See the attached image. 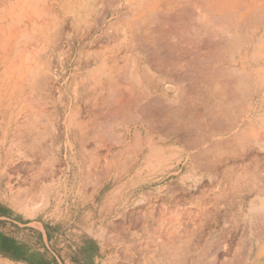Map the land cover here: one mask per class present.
<instances>
[{"label":"rangeland","instance_id":"rangeland-1","mask_svg":"<svg viewBox=\"0 0 264 264\" xmlns=\"http://www.w3.org/2000/svg\"><path fill=\"white\" fill-rule=\"evenodd\" d=\"M88 1L0 0V264H246L264 233V95L242 90L217 29L197 28L202 0ZM151 147L182 161L167 173Z\"/></svg>","mask_w":264,"mask_h":264},{"label":"bare ground","instance_id":"bare-ground-1","mask_svg":"<svg viewBox=\"0 0 264 264\" xmlns=\"http://www.w3.org/2000/svg\"><path fill=\"white\" fill-rule=\"evenodd\" d=\"M80 1V0H79ZM93 1V0H92ZM92 1H91V4H93L92 3ZM144 2V1H143ZM193 2H194V0H193ZM80 3V2H79ZM87 3H89V1L87 2ZM137 3V2H136ZM138 3H139V1H138ZM90 4V3H89ZM88 4V5H89ZM90 4V5H91ZM127 4V3H126ZM90 5H89V8H90ZM94 5H96V3L94 4ZM148 5V4H147ZM158 5H160V3L158 4ZM185 5H187V4H185ZM156 6V5H155ZM180 6V5H179ZM184 6V5H183ZM95 7V6H94ZM154 7V6H153ZM174 7H178V6H174ZM186 7V6H185ZM138 8H139V6H138ZM152 8V7H151ZM184 8V7H183ZM182 8V9H183ZM81 9V8H80ZM85 9V8H84ZM131 9V8H130ZM132 9H134V8H132ZM90 10H91V8H90ZM149 10V9H148ZM154 10V9H153ZM152 10V11H153ZM188 10H191L192 12H194V13H192L191 11H188L189 13H192L194 16H196L197 17V20H198V24H196V25H199V26H197V28L198 27H200V28H204L205 30L207 29L209 32H211V31H213V28L214 29H217V31H215L216 33L214 34V35H211V38H214V39H212V42L214 41V45H217V46H227L228 48H229V51H230V56H228L227 57V59H226V61H227V63H229V64H231V65H233V73L235 72L236 74L238 73L240 76H241V78H240V85H241V83H242V90H243V88L245 89V90H247V93H249V95H264V70H261V68L260 67H264V0H202L199 4H197V5H194V6H192L191 8H188ZM84 11V10H83ZM88 11V10H87ZM128 11V10H127ZM82 12V11H81ZM148 12V11H147ZM147 12H145V13H147ZM182 12H184V11H182ZM155 13V12H154ZM169 13H170V11H169ZM75 14V13H74ZM148 14V13H147ZM76 15V14H75ZM132 15V14H131ZM143 15V14H142ZM152 15H154V14H152ZM170 15V14H169ZM199 15H201V17H199ZM149 16H150V14H149ZM174 16H176V15H174ZM76 17V16H75ZM142 17V16H141ZM140 17V18H141ZM155 17V16H154ZM157 17V16H156ZM166 17H169V19H171L170 17L171 16H166ZM177 17V16H176ZM178 17H180V16H178ZM183 17V16H182ZM195 17V18H196ZM148 18V17H147ZM153 18V17H152ZM175 18V17H174ZM174 18H172L173 19V21L175 20ZM89 19V18H88ZM132 19V18H131ZM151 19V18H150ZM182 19H184V18H182ZM78 19H76V21H77ZM133 20V19H132ZM166 20V19H165ZM193 20V19H192ZM80 21V20H79ZM166 21H168V20H166ZM172 20H170V23H172L171 22ZM178 21V20H177ZM177 21H176V23H177ZM181 21V20H180ZM193 21H195V20H193ZM81 22V21H80ZM79 22V23H80ZM138 22V21H137ZM136 21H135V23H137ZM154 22V21H153ZM160 22V21H159ZM197 22V21H196ZM85 23H87V22H85ZM84 23V24H85ZM168 23V22H167ZM186 23V22H185ZM185 23H184V25H185ZM77 24V23H76ZM174 24H175V22H174ZM187 24V23H186ZM172 25V24H171ZM183 25V26H184ZM84 27V26H83ZM162 27H164V26H162ZM171 27V26H170ZM169 27V29H171ZM176 28H174V29H171V30H177L178 29V27H179V25L177 26H175ZM193 27V26H192ZM192 27H190V28H192ZM76 28V27H75ZM80 28V27H79ZM194 29V31L196 30V28L195 27H193ZM149 30V29H148ZM171 30L169 31V32H171ZM198 30V29H197ZM138 31H140V30H138ZM165 31V30H164ZM182 31H185L186 32V29L185 30H182ZM181 30L179 31V32H182ZM82 32V31H81ZM87 32V31H86ZM121 32V31H120ZM130 32V31H129ZM201 32V31H200ZM203 32V31H202ZM135 33V32H134ZM133 33V34H134ZM153 33H155V32H153ZM158 33V32H157ZM168 32H166V34H167ZM191 33V32H190ZM193 33V32H192ZM195 33V32H194ZM206 33V32H205ZM205 33H203V34H205ZM87 34V33H86ZM132 34V35H133ZM136 34V33H135ZM142 34V33H141ZM145 34V33H144ZM162 34H164V33H162ZM165 34V35H166ZM168 34H170V33H168ZM171 34H173V33H171ZM170 34V36H173V35H171ZM195 34H197V32L195 33ZM75 35H77V34H75ZM84 35H85V33H84ZM143 35V34H142ZM141 35V36H142ZM152 35V34H151ZM155 35V34H154ZM154 35H153V37H154ZM158 35H160V34H157V36ZM164 35V36H165ZM189 35V34H188ZM156 36V35H155ZM161 36V38H162V35H160ZM166 36H168V35H166ZM165 36V37H166ZM182 36V35H181ZM180 36V37H181ZM192 36V35H191ZM201 36V35H200ZM210 36V35H209ZM209 36H207V37H209ZM130 37V36H129ZM135 37V36H134ZM179 37V38H180ZM184 37V36H183ZM182 37V38H183ZM207 37H206V39L205 40H207ZM143 38V37H142ZM142 38H140V39H142ZM169 38V37H168ZM139 39V38H138ZM166 39V38H165ZM176 39V38H175ZM185 39V38H184ZM195 39V38H194ZM197 39V38H196ZM203 39V38H202ZM80 40V39H79ZM125 40V39H124ZM183 40V39H182ZM204 40V39H203ZM140 41V40H139ZM163 41V40H162ZM162 41H159V42H162ZM165 41V40H164ZM197 41V40H196ZM207 41H209V40H207ZM125 42H126V40H125ZM129 42V41H128ZM131 42V41H130ZM159 42H157V44H156V47H157V45H158V43ZM168 42V41H167ZM166 42V43H167ZM187 42H190L189 40H187ZM200 42V41H199ZM203 43H205L204 41H202ZM173 43V42H172ZM171 43V44H172ZM186 43V42H185ZM192 43V42H191ZM191 43H190V45H191ZM203 43H201L200 42V44H203ZM97 44V43H96ZM136 44V43H135ZM134 44V45H135ZM163 44V43H162ZM162 44L160 43V46H162ZM210 45H211V43H209ZM122 45H123V43H122ZM121 45V46H122ZM133 45V44H132ZM140 45V44H139ZM163 45H165V44H163ZM170 45V44H169ZM181 45V44H180ZM117 46V45H116ZM141 46V45H140ZM143 46V45H142ZM141 46V47H142ZM177 46V45H176ZM115 47V46H114ZM149 47V46H148ZM169 47V46H168ZM188 47V46H187ZM186 47V48H187ZM95 48V47H94ZM143 48H147L146 46L145 47H143ZM162 48V47H161ZM164 48V47H163ZM179 48H180V46H179ZM186 48H184V49H186ZM189 48V47H188ZM187 48V49H188ZM201 48V47H200ZM137 49V48H136ZM148 49V48H147ZM150 49H152V48H150ZM154 49V48H153ZM156 49V48H155ZM155 49H154V51H155ZM167 49V48H166ZM178 49V48H177ZM183 49V50H184ZM100 50V49H99ZM142 50V49H141ZM146 51H148L149 52V50H146ZM146 51H144V53L146 52ZM182 51V50H181ZM109 52H111V51H109ZM122 52V51H121ZM141 52V51H140ZM139 52V53H140ZM179 52V51H178ZM188 52H190L191 53V51H188ZM143 53V52H142ZM185 53V52H184ZM187 53V52H186ZM185 53V54H186ZM117 54V53H116ZM120 54H122V53H120ZM176 54V53H175ZM140 55V54H139ZM148 55V54H147ZM146 55V56H147ZM151 55H155V54H151ZM187 55V54H186ZM211 55V54H210ZM109 56V55H108ZM107 56V57H108ZM159 56V55H158ZM189 57V56H188ZM199 57V56H198ZM214 57H215V55H214ZM213 57V58H214ZM112 58V57H111ZM154 58V57H153ZM156 58V57H155ZM209 58V57H208ZM212 58V59H213ZM215 58H217V56L215 57ZM220 58V57H219ZM104 59H105V57H104ZM145 59V58H144ZM211 58L210 59H206L208 62H210L211 60H212ZM112 60V59H111ZM116 60V59H115ZM203 61V64H204V62H207V61ZM210 60V61H209ZM215 60V59H214ZM213 60V61H214ZM105 61V60H104ZM113 61V60H112ZM130 61V60H129ZM137 61V60H136ZM144 61V60H143ZM147 61V60H146ZM145 61V64L146 63H150V61H147L146 62ZM153 62H154V60H152ZM151 61V63H153ZM171 61V60H170ZM216 61V60H215ZM114 62V61H113ZM139 62V61H138ZM158 61H156V64L158 65V63L160 64V61L157 63ZM217 62V61H216ZM109 63V62H108ZM143 63L144 62H141V65H143ZM167 63V62H166ZM165 63V64H166ZM156 64H154V66H156ZM197 66H201L202 67V65H201V63H199V65H198V63H195ZM137 65V64H136ZM135 65V66H136ZM139 65V64H138ZM151 65V64H150ZM149 65V66H150ZM161 65V64H160ZM175 65H177V64H175ZM144 66V65H143ZM146 66V65H145ZM152 66L153 65H151L150 67V69H153L152 68ZM162 66V65H161ZM161 66H158V68L159 67H161ZM171 66V65H170ZM178 66H180L179 65V63H178ZM196 66V67H197ZM199 66V67H200ZM98 67H99V65H98ZM163 68L165 67L164 66V64H163V66H162ZM195 67V68H196ZM137 68V67H136ZM157 67H155V69H156ZM180 68V67H179ZM192 68V67H191ZM195 68H194V70H195ZM217 68V67H216ZM218 68H220L219 66H218ZM97 69H99L98 70V72L99 73H104V72H107V70L109 69H111V67L110 66H108V65H106V64H104L102 67L100 66L99 68H97ZM96 69V70H97ZM114 69H115V67H114ZM128 69V68H127ZM155 69H153V70H155ZM173 69H174V67H173ZM197 69H199L198 67L196 68V71H197ZM221 69V68H220ZM225 69H227V68H225ZM224 69V70H225ZM136 70V69H135ZM161 70H162V68H161ZM161 70L160 69H158V72L160 73L161 72ZM165 70H169V69H165ZM175 70H176V68H175ZM184 70V69H183ZM186 70V69H185ZM214 72L216 71V72H218V70L217 69H212ZM228 71H230V72H232L231 71V68H230V70L229 69H227ZM147 71H148V69H147ZM163 71V70H162ZM180 71H181V69H180ZM189 71H190V68H189V70H186V72H184V73H186V74H188L189 75ZM201 71V70H200ZM94 72V71H93ZM121 72V71H120ZM119 72V73H120ZM128 72V71H127ZM165 72V71H164ZM164 72H161V73H164ZM175 72H177V71H175ZM178 72H179V69H178ZM201 72H203V70L201 71ZM221 72H223V70H221ZM220 71H219V73H221ZM225 72V71H224ZM223 72V73H224ZM96 73V72H95ZM98 73V74H99ZM108 73V72H107ZM123 73V72H122ZM91 74V73H90ZM93 74V73H92ZM109 74V73H108ZM133 74V73H132ZM165 74H167L166 72H165ZM165 74L163 75V76H165ZM168 74H169V71H168ZM179 74H181L180 72H179ZM202 73H200V75H201ZM228 74V73H227ZM103 75H105V74H103ZM134 75V74H133ZM153 75V74H152ZM154 75H155V73H154ZM159 75V74H158ZM162 75V74H161ZM170 75V74H169ZM168 75V77H169V79L171 78L170 76ZM177 75V74H176ZM95 76V75H94ZM106 76V75H105ZM117 76V75H116ZM143 76V75H142ZM160 76V75H159ZM174 76V75H173ZM202 76V75H201ZM109 77V76H108ZM115 77V76H114ZM135 77V76H134ZM146 77H148V76H146ZM155 77V76H154ZM158 77V76H157ZM161 77V76H160ZM168 77H166V79H168ZM176 77V79H177V76H175ZM189 77V76H188ZM188 77H186V78H188ZM93 78V77H92ZM95 78H97V77H95ZM102 78V80H103V82H104V84H106L107 82H108V80H106V79H103V77H101ZM105 78V77H104ZM111 78V77H110ZM118 78V77H117ZM133 78V77H132ZM144 78V77H143ZM174 78V77H173ZM172 78V79H173ZM184 78V77H183ZM183 78H182V80H183ZM201 78V77H200ZM232 78H234V77H232ZM94 79V78H93ZM109 79V78H108ZM131 79V78H130ZM136 79H137V77H136ZM149 79V78H148ZM153 79V78H152ZM159 79V78H158ZM168 79V80H169ZM171 79V80H172ZM178 79H180L179 77H178ZM177 79V81L179 82V80ZM95 80V79H94ZM144 80H145V78H144ZM163 80V79H162ZM165 80V79H164ZM239 80V79H238ZM237 80V81H238ZM95 81H98V79L97 80H95ZM101 81V80H100ZM158 81V80H157ZM174 81H176V80H174ZM176 81V82H177ZM181 81V80H180ZM231 81V80H230ZM175 82V83H176ZM177 82V83H178ZM99 83V82H98ZM121 83V82H120ZM120 83H118V84H120ZM146 83V82H145ZM180 83V82H179ZM178 83V84H179ZM196 83V82H195ZM197 83H198V81H197ZM196 83V84H197ZM133 84V83H132ZM153 84V83H152ZM160 84V83H159ZM171 84V83H170ZM223 85H222V87H224L225 88V85L227 84V83H222ZM97 85V84H96ZM124 85V84H123ZM147 85V84H146ZM176 85V84H175ZM180 85H182V84H180ZM183 85H184V83H183ZM190 85V84H189ZM189 85H187V86H189ZM194 85V84H193ZM197 85H199V84H197ZM124 86H126V85H124ZM185 86V85H184ZM97 87V86H96ZM108 87V86H107ZM129 87V86H128ZM139 87V86H138ZM192 87V86H191ZM103 88H105V85H104V87ZM124 88V87H123ZM131 88V87H130ZM164 88H166V89H168V87H164ZM181 88V87H180ZM185 88V87H184ZM226 88H227V86H226ZM237 88H239V87H237ZM121 89H122V87H121ZM154 89V88H153ZM156 89V88H155ZM162 89V88H161ZM172 89H174L173 87H172ZM199 89V88H198ZM118 90V89H117ZM133 90H135V89H133ZM187 90V89H186ZM200 90V89H199ZM226 90V89H225ZM241 90V89H240ZM139 91V90H138ZM153 91V90H152ZM166 91V90H165ZM244 91V90H243ZM115 92V91H114ZM123 92V91H122ZM140 92V91H139ZM147 92H149V91H147ZM199 92H201V91H199ZM204 92L205 91H203V94H204ZM120 93V92H119ZM130 93H133V95H134V92H132V91H130ZM123 94V93H122ZM128 95H129V93H127ZM136 94V93H135ZM184 94H186V91H185V93ZM116 95V94H115ZM119 95V94H118ZM131 96H132V94H130ZM129 95V96H130ZM140 95H142V96H144L143 94H140ZM156 95H157V93H156ZM167 95V94H166ZM176 95H177V93H176ZM248 95V96H249ZM124 96H126V94H124ZM136 96V95H135ZM146 96H147V93H146ZM149 96V95H148ZM154 96V95H153ZM158 96H160V95H158ZM184 96V95H183ZM197 96H198V93H197ZM201 96V95H200ZM236 96H239V95H236ZM128 97V96H127ZM150 97V96H149ZM157 97V96H156ZM250 97V96H249ZM252 97V96H251ZM120 98V97H119ZM119 98H117V100L119 99ZM131 98H135V97H131ZM141 98H143V97H141ZM144 98H145V96H144ZM148 98V97H147ZM160 98V97H159ZM181 98V97H180ZM238 99H239V97H237ZM241 98V97H240ZM115 99V98H114ZM114 99H112V100H114ZM171 99V98H170ZM252 99V98H251ZM250 98H244V99H241V101H239L240 102V104H241V107L243 106V107H245V105H243V104H245V103H248V104H246L247 105V107L245 108L246 109V112H248V110L251 108V104H249L250 103V100H251ZM263 100H262V104H264V97L262 98ZM145 100V99H144ZM155 100L157 101L158 99H154V102H155ZM160 100V102H162V100L161 99H159ZM158 100V101H159ZM164 100V99H163ZM180 100H182V99H180ZM136 101H138V100H136ZM151 101V100H150ZM166 101V100H165ZM173 101H175L176 102V100H174L173 99ZM201 101H202V99H201ZM222 101V100H221ZM224 101V100H223ZM222 101V102H223ZM256 101V100H255ZM159 102V103H160ZM172 102V101H171ZM179 102V104H178V107H179V105H180V107H181V103H180V101H178ZM188 102H189V99H188ZM191 102V101H190ZM189 102V103H190ZM136 103H139V101L138 102H136ZM147 103H149V102H147ZM147 103H145V105L147 104ZM150 103H153V102H150ZM148 104V106L150 105H152V104ZM156 103V102H155ZM155 103H153V105L155 104ZM166 103H168V101L166 102ZM121 104H122V100H119V101H117V103H116V105H117V107L118 106H121ZM157 104V103H156ZM156 104L154 105L155 107H157L156 106ZM174 104V103H173ZM173 104H169V105H171L172 107H174L173 109H175V104L173 105ZM224 104H226V103H224ZM114 106V105H113ZM132 106V105H131ZM134 106V105H133ZM147 106V105H146ZM145 106V107H146ZM168 106V105H167ZM177 106V105H176ZM182 106H185L184 108H187L188 110H186L185 109V111H187L186 112V114L185 113H183L178 107H176V109H177V112H179V116H183V115H187V117L186 118H188V117H192V114H193V112L191 113V106L188 104V103H183L182 104ZM112 107V106H111ZM144 107V106H143ZM154 107V108H155ZM166 107V106H165ZM121 108V107H120ZM139 108V107H138ZM148 108H151V107H148ZM168 108V107H167ZM166 108V109H167ZM255 108V107H254ZM130 109H131V107H130ZM139 109H141V108H139ZM152 109H153V107H152ZM169 109L170 108H168L167 110L169 111ZM264 109V108H263ZM145 110L147 111V108H145ZM153 110H155V109H153ZM254 110V109H253ZM136 111H138L139 112V110H136ZM161 111H163L162 109H161ZM161 111H159V114H160V112ZM172 111V110H171ZM141 112H143L142 110H141ZM140 112V113H141ZM148 112V111H147ZM157 112V111H156ZM200 112V111H199ZM199 112H197V113H199ZM204 112V111H203ZM252 112V111H251ZM255 112V111H254ZM137 113V112H136ZM173 113H175V111L174 112H172V115H173ZM202 113V112H201ZM194 114H196V113H194ZM244 114V113H243ZM143 115V114H142ZM161 116L163 115L162 114V112H161V114H160ZM175 115V114H174ZM174 115H173V117H174ZM250 115V114H249ZM257 115V114H256ZM117 116V115H116ZM122 116V115H121ZM158 116V115H157ZM179 116H177V114H176V117L177 118H179ZM203 116V115H202ZM205 117V119H206V115L204 116ZM203 117V118H204ZM186 118H184V120H188V125H189V118L188 119H186ZM193 118V117H192ZM196 118V117H195ZM150 119H152V118H150ZM166 119V118H165ZM180 119V118H179ZM194 119V118H193ZM201 119V118H200ZM210 119L211 120H219L218 121V123H216V127H215V129H217V127H219V129L218 130H220V128H222V124L223 123H225V122H223L224 120H226L227 119V110H222V109H220L218 112H216V113H214L213 115H211L210 116ZM111 120V119H110ZM153 120V119H152ZM182 119H180V121H181ZM198 120V119H197ZM116 121H118V120H116ZM142 121V120H141ZM144 121V120H143ZM154 121H155V119H154ZM158 122H160L159 120H157ZM180 121H178V124L179 123H181ZM183 121V120H182ZM250 121V120H249ZM127 122H129V121H127ZM156 122V121H155ZM158 122H156L157 123V125H159V127H161L163 124V122L161 121V123H159L158 124ZM185 122V121H184ZM203 122V121H202ZM201 122V123H202ZM252 122V121H251ZM146 123V122H145ZM154 123V122H153ZM153 123H151L150 124V127L149 128H151V125L153 124ZM199 123V122H198ZM201 123H199V124H201ZM155 124V123H154ZM153 124V126L152 127H154L155 125ZM160 124H162V125H160ZM187 124V123H186ZM149 125V124H148ZM164 125H166V124H164ZM170 125V127H169V129L171 128V125L172 124H169ZM168 125V126H169ZM182 125V128L184 127V125H183V123L181 124ZM190 125H192V126H194V123L192 124V122L190 123ZM251 125V124H250ZM256 125V124H255ZM167 126V127H168ZM177 126H179V128H181V126L180 125H177ZM186 126V125H185ZM195 126H197V125H195ZM252 126V125H251ZM257 126V125H256ZM156 127V126H155ZM163 127L164 126H162V129H163ZM173 127V126H172ZM158 128V127H157ZM177 128V127H176ZM185 128V127H184ZM209 128H212V127H209ZM67 132L69 133V136L68 137H72V139H73V141L77 144L78 143V141H79V139H78V135L76 134V126H75V128H73L72 127V125L71 124H69V125H67ZM78 129V128H77ZM132 129V128H131ZM145 129V128H144ZM168 129V130H169ZM171 129H173V128H171ZM212 129H214V128H212ZM154 131H155V129H153ZM152 130V131H153ZM167 130V129H166ZM175 130V129H174ZM177 130V129H176ZM180 130H182V129H180ZM180 130H178V132L180 131ZM226 130H228V128L226 129ZM162 131V130H161ZM171 131V130H170ZM188 131V130H187ZM225 131V130H224ZM144 132V131H143ZM158 132H160V129L158 130ZM163 132V131H162ZM162 132H161V134L160 135H162ZM172 133H174V132H176V131H171ZM177 132V133H178ZM182 132H186V130L184 131H182ZM79 133V132H78ZM129 133V132H128ZM152 133V132H151ZM190 133H192V132H190ZM214 133V132H213ZM157 134V133H156ZM181 134V133H180ZM184 134V133H183ZM187 134V133H186ZM167 135V134H166ZM171 135V134H170ZM177 135V134H176ZM179 135V134H178ZM182 135V134H181ZM188 135V134H187ZM220 135V134H219ZM80 136V135H79ZM115 136H117V135H115ZM127 136H129V135H127ZM184 136H185V134H184ZM152 137V136H151ZM172 137V136H171ZM180 138H182V136L180 137ZM216 138V137H215ZM212 139V138H211ZM158 141H159V138L157 139ZM175 140H176V138H175ZM182 140V139H181ZM128 141V140H127ZM144 141V140H143ZM158 141H157V143H158ZM172 141V140H171ZM191 140L189 139V142H190ZM121 142H123V141H121ZM126 142V141H125ZM68 143V142H67ZM118 143V142H117ZM182 143V142H181ZM195 143V142H194ZM69 144V143H68ZM71 144V143H70ZM132 144V143H131ZM149 145V144H148ZM147 146V145H146ZM215 146H216V144H215ZM218 146V145H217ZM249 146V145H248ZM74 147V146H73ZM82 147V146H81ZM123 147V146H122ZM143 147V146H142ZM195 147V146H194ZM83 148V147H82ZM141 148V147H140ZM174 148V147H173ZM190 148V147H189ZM246 148V147H245ZM253 148V147H252ZM70 149V148H69ZM71 149H73V148H71ZM127 149V148H126ZM175 149H177V148H175ZM66 150V149H65ZM170 150H172V149H170V148H168V147H151V149H150V151H149V155L151 156L150 158H155V157H159V158H161L160 156H162L163 158H162V160H163V162H164V164H165V162H168L167 163V169H166V172L167 173H171L172 172V170L176 167V166H178L180 163H181V159H178L177 160V162H176V164L173 162H171V164H170V162H169V160L171 159V158H173L172 156V153L170 152ZM179 150V149H178ZM247 150V149H246ZM76 151H78V150H76ZM80 151H82V150H80ZM181 151V150H180ZM248 151V150H247ZM246 151V152H247ZM66 152V151H65ZM70 152V151H69ZM141 152V151H140ZM74 153V152H73ZM193 153H195V152H193ZM71 154V153H70ZM76 154V153H75ZM183 154V153H182ZM185 154V153H184ZM72 155V154H71ZM198 155V154H197ZM201 155V154H200ZM187 156H189V155H187ZM72 157H74V156H72ZM174 157H176V156H174ZM195 157H196V154H195ZM186 158V157H185ZM197 158V157H196ZM147 159V158H146ZM194 160V159H193ZM175 161V160H174ZM193 163H195V162H193ZM148 164V163H147ZM207 164V163H206ZM204 165V164H203ZM193 166V165H192ZM202 166V165H201ZM206 166V165H205ZM208 166V165H207ZM209 166H211V168H212V165H209ZM163 168V167H162ZM161 168V169H162ZM202 168V167H201ZM204 168V167H203ZM114 169V168H113ZM206 169V168H205ZM165 170V169H164ZM207 170H209V169H207ZM212 171V170H211ZM161 174V173H160ZM185 174V173H184ZM44 176V175H43ZM183 177L181 178V180L183 181V182H185L186 180H187V178H186V176H184V175H182ZM167 177H168V174H167ZM115 178V181H114V183L115 182H117V176H115L114 177ZM119 178V177H118ZM162 178V177H161ZM165 178H166V176H165ZM168 179V178H167ZM161 180V179H160ZM189 180V179H188ZM190 180H192V179H190ZM194 180V179H193ZM113 183V182H112ZM124 190V189H123ZM116 193V192H115ZM116 195H118V194H116ZM120 198V197H119ZM118 198V199H119ZM109 199V198H108ZM107 199V200H108ZM106 200V199H105ZM107 203V202H106Z\"/></svg>","mask_w":264,"mask_h":264},{"label":"crops","instance_id":"crops-1","mask_svg":"<svg viewBox=\"0 0 264 264\" xmlns=\"http://www.w3.org/2000/svg\"><path fill=\"white\" fill-rule=\"evenodd\" d=\"M249 240L246 264H264V233Z\"/></svg>","mask_w":264,"mask_h":264}]
</instances>
